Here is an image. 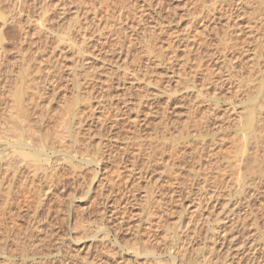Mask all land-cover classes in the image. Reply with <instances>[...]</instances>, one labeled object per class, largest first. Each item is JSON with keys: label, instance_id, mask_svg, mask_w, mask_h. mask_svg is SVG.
Masks as SVG:
<instances>
[{"label": "rangeland", "instance_id": "1", "mask_svg": "<svg viewBox=\"0 0 264 264\" xmlns=\"http://www.w3.org/2000/svg\"><path fill=\"white\" fill-rule=\"evenodd\" d=\"M0 17V156L20 120L51 169L2 165L0 264H221L212 230L236 234L224 264L259 262L264 141L250 169L232 120L257 109L263 139L264 0H0Z\"/></svg>", "mask_w": 264, "mask_h": 264}, {"label": "bare ground", "instance_id": "2", "mask_svg": "<svg viewBox=\"0 0 264 264\" xmlns=\"http://www.w3.org/2000/svg\"><path fill=\"white\" fill-rule=\"evenodd\" d=\"M1 18V17H0ZM235 50V49H234ZM222 57H224V55L222 56ZM225 62V61H224ZM227 76V75H226ZM222 77V76H221ZM227 80V79H226ZM21 98H22V96H21V94L20 93H17L16 94V102H17V105H18V108H20L21 109V103H22V100H21ZM259 109H261V108H259ZM257 109H255V108H253L251 111H247L246 113L245 112H242L241 114H239L238 113V115H236V116H234L235 118L232 120L233 122H234V124H235V126H236V128H238V135H240L239 137H240V148H239V153H240V155H245V154H247L248 152H250L249 153V155H248V157H249V159H248V157H247V159H246V161H247V164H248V167L250 168V169H252L251 168V163H253L254 161H256V157H257V152H256V149L258 148V147H262V146H259V145H261L262 144V142L264 141V137H263V139H262V136H261V134H260V130L262 129V125H261V127L259 126L258 128H257V126H256V123H257V120L260 118V116H258V114L259 113H257L258 111H256ZM237 114V113H236ZM261 115V114H260ZM13 118V117H12ZM14 119H17V118H14ZM26 118H24V115H23V118L21 119V120H25ZM259 120H261V119H259ZM20 122V120H17V121H15V124L18 126V129H19V131H18V133H19V135H18V138L17 139H15L14 141H12V143L10 144V145H6L7 146V148H5L3 151H2V156H0V169H1V167H2V165L5 163V166L7 167V166H9L8 164H7V162H8V158L10 159V158H13V157H19L20 159H21V162H24V164H22V167L24 168H30V169H32L34 172H33V174L32 175H34L33 176V178H35L36 179V177L37 178H39L38 176L39 175H41L42 173L45 175V178H47V171H48V168H49V161H48V158L46 157V156H42V154L41 155H37V156H34L32 153H31V146L29 145V144H27V143H25V134H26V130H25V127H23L22 126V124H20L19 123ZM19 124V125H18ZM259 124V123H258ZM258 131V132H257ZM1 139V138H0ZM262 140V141H261ZM147 142V143H146ZM154 139L151 137H148V138H146V137H144L143 139H139V145H138V148H137V150H136V153L139 155L141 152H143L142 151V149H143V145H145V144H147L148 146H146L145 145V147H149V148H151L152 149V151H153V149H154V151H155V148L156 147H154L155 145H154ZM2 144V143H1ZM125 145H127V144H125ZM141 145V146H140ZM157 145V144H156ZM128 146V145H127ZM147 149V148H146ZM123 150H128L127 148L126 149H123ZM159 150V149H158ZM125 151V152H126ZM149 150H147V152H148ZM157 151V150H156ZM124 153V152H123ZM145 153V152H144ZM152 153V152H151ZM9 154H11V155H9ZM131 154H133V153H131ZM135 154V153H134ZM136 154V155H137ZM143 154V153H142ZM132 156V155H131ZM134 156V155H133ZM138 157H140V155L138 156ZM169 157H171L172 158V155H169ZM60 159V158H59ZM65 159V158H64ZM126 159V158H125ZM133 159V158H132ZM6 161V162H5ZM58 161V160H57ZM129 161V160H128ZM134 161V159L132 160V162H131V164L132 163H134L133 162ZM171 161V160H170ZM56 162V161H55ZM74 162V161H73ZM72 162V163H73ZM163 162V161H162ZM173 162V161H172ZM71 163V164H72ZM75 163V162H74ZM73 163V164H74ZM70 164V163H69ZM71 164H70V167H71ZM135 164V163H134ZM133 164V165H134ZM166 164V163H165ZM173 164V163H172ZM76 165V164H75ZM126 165V164H125ZM170 165V164H169ZM174 165V164H173ZM80 167V166H79ZM78 167V168H79ZM132 167V166H131ZM55 168V167H54ZM128 168V167H127ZM50 169V168H49ZM75 169V168H74ZM128 169H131V168H128ZM51 170V169H50ZM55 170V169H54ZM71 170H72V167H71ZM73 171V170H72ZM261 171V170H260ZM260 171H258L257 170V172H255V173H253V174H262V171L260 172ZM49 172V171H48ZM31 173V172H30ZM31 175V176H32ZM264 175V174H263ZM51 176V174L50 175H48V177H50ZM54 175H52V177H53ZM204 177H202L204 180V183H208V182H210L211 183V181H209V180H213V181H215V173L213 174V172L209 169L208 170V172H206V174H204L203 175ZM52 177H51V179H52ZM18 178V177H17ZM209 178V179H208ZM32 179V178H31ZM49 178H47V180H48ZM208 179V180H207ZM34 180V179H33ZM38 180V179H37ZM21 181V180H20ZM35 181V180H34ZM33 181V182H34ZM39 181V180H38ZM44 182H46V180L44 181ZM48 182V181H47ZM18 183H19V180H18ZM23 183V182H22ZM46 184V183H45ZM209 184V183H208ZM212 184V183H211ZM213 184H215V183H213ZM212 184V185H213ZM48 185V184H47ZM203 187H205V186H203ZM12 188V187H11ZM11 188H7L6 189V192L5 191H1L0 190V197H4V200H6V201H8V199H9V197L11 196ZM213 189V188H212ZM251 189V194L252 193H255L256 192V190L255 189H253V188H250ZM206 191H207V189H205V191H203L206 195H207V193H208V191H207V193H206ZM13 193V192H12ZM210 194V193H209ZM201 195L203 196V194L201 193ZM212 195H213V193H212ZM252 195H254V194H252ZM251 195V196H252ZM208 196V195H207ZM204 197H205V195H204ZM204 197H203V200H205L204 199ZM211 197V199H212V196H208V199H207V201H211L209 198ZM206 198V197H205ZM200 199H202V198H200ZM213 200V199H212ZM200 203H198L197 204V206L195 207V209H194V213H196L197 215H199L198 217H200V216H202V215H200L201 213V210H203L202 208H204V204H205V208L207 207V204L209 203H205V202H203V201H199ZM204 203V204H203ZM203 204V205H202ZM260 205V204H259ZM203 206V207H202ZM204 208V209H205ZM209 207H207V209H208ZM205 212H206V210H204ZM208 211V210H207ZM203 217V216H202ZM204 217H205V215H204ZM226 226V225H225ZM262 227V226H261ZM110 229V228H109ZM193 229V228H192ZM224 229V228H223ZM257 229V228H256ZM194 230V229H193ZM226 230V229H225ZM219 231V230H218ZM223 231V230H222ZM257 231V230H256ZM260 231V230H259ZM211 232H212V234H211ZM211 232H209V234L210 235H212V238L209 240V242L211 241V244L213 245V246H218L219 247V251H220V253H221V255H218L219 257V260L221 261V264H224L223 263V259L221 260V258L220 257H222L223 258V256L222 255H224V256H230V253L232 252V247L235 245V247H236V245H237V243H238V241H237V237H236V234H235V232L233 231V232H230V233H226V234H223V236L222 235H220L219 236V232H214V230H212ZM195 233V232H194ZM259 233V232H258ZM262 234V233H261ZM110 235V234H109ZM260 235V234H259ZM248 237V236H247ZM246 237V238H247ZM208 238V237H207ZM227 238H229V240H227ZM209 239V238H208ZM249 239V238H248ZM212 241H213V243H212ZM249 241V240H248ZM250 242V241H249ZM260 242V241H259ZM262 245H260V248L259 247H257L256 246V249L257 248H259L261 251L260 252H257V250L255 249V246L254 247H252L251 249H250V251L249 252H251V253H248V262H250V261H253V260H259V262L257 261V263H262V264H264V242H260ZM248 243H244V246H246ZM193 245V244H192ZM189 247V246H188ZM182 248V247H181ZM190 248H191V246H190ZM145 249V248H144ZM187 248H185V249H183V251L184 250H186ZM135 250V249H134ZM150 250H152V249H150ZM112 251V250H111ZM142 251H144V250H142ZM146 251V250H145ZM181 251V250H180ZM187 251H188V249H187ZM151 252V251H150ZM181 253V252H180ZM113 254V253H112ZM146 254H148V252L146 253ZM150 254V253H149ZM148 254V255H149ZM138 256V255H137ZM150 256V255H149ZM135 257H136V255H135ZM147 257V256H146ZM152 257V256H151ZM226 257H225V259H226ZM227 259H228V257H227ZM161 260V259H160ZM231 260V259H230ZM228 261V262H230L231 264L234 262V260L232 259L231 261ZM126 261V260H125ZM147 261V260H146ZM155 262V261H154ZM157 262V261H156ZM159 262V261H158ZM254 262H256V261H254ZM227 263V262H226ZM229 263V264H230ZM246 263H247V261H246ZM257 263H255V264H257ZM156 264V263H155ZM179 264V263H178ZM212 264V263H211ZM237 264H239L238 262H237Z\"/></svg>", "mask_w": 264, "mask_h": 264}]
</instances>
